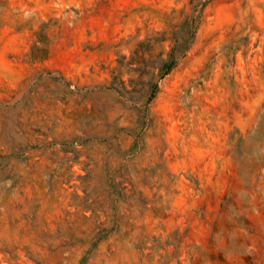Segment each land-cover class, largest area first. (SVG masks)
Masks as SVG:
<instances>
[{"label": "rangeland", "instance_id": "1", "mask_svg": "<svg viewBox=\"0 0 264 264\" xmlns=\"http://www.w3.org/2000/svg\"><path fill=\"white\" fill-rule=\"evenodd\" d=\"M0 264H264V0H0Z\"/></svg>", "mask_w": 264, "mask_h": 264}]
</instances>
